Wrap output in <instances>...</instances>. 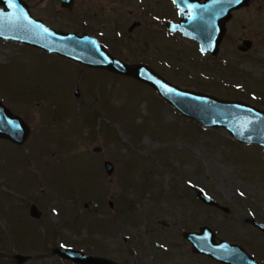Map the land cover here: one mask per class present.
I'll list each match as a JSON object with an SVG mask.
<instances>
[{
	"label": "rangeland",
	"instance_id": "1",
	"mask_svg": "<svg viewBox=\"0 0 264 264\" xmlns=\"http://www.w3.org/2000/svg\"><path fill=\"white\" fill-rule=\"evenodd\" d=\"M25 1L44 24L85 32L126 63L264 111V0L233 12L214 58L165 29L178 20L171 0H75L68 11ZM0 103L30 129L23 145L0 138V264H79L59 247L118 264H220L183 237L204 226L264 264L252 225L264 223L259 146L200 127L130 77L2 40Z\"/></svg>",
	"mask_w": 264,
	"mask_h": 264
},
{
	"label": "water",
	"instance_id": "2",
	"mask_svg": "<svg viewBox=\"0 0 264 264\" xmlns=\"http://www.w3.org/2000/svg\"><path fill=\"white\" fill-rule=\"evenodd\" d=\"M171 1L178 10L179 20L176 23L167 22L166 29L196 42L201 54L216 56L231 12L248 5L250 0ZM59 2L63 8L73 4V0ZM0 40L54 54L80 66L130 77L153 89L179 115L200 127L224 129L232 140L257 145L264 151V111L240 100H224L181 88L146 64L126 63L87 33L78 35L45 25L32 16L28 4L22 0H0ZM245 43L250 47V42ZM29 132L25 122L0 103V138L22 145ZM103 167L108 175L113 172L110 161H104ZM198 199L207 205L214 203L201 192ZM30 215H37L35 207H32ZM252 225L264 233V223L253 220ZM183 237L191 245L193 253L220 264H260L239 245L216 241L214 232L206 226L201 227L199 232H184ZM56 252L60 257L79 264H118L66 247H59Z\"/></svg>",
	"mask_w": 264,
	"mask_h": 264
},
{
	"label": "flooded vegetation",
	"instance_id": "3",
	"mask_svg": "<svg viewBox=\"0 0 264 264\" xmlns=\"http://www.w3.org/2000/svg\"><path fill=\"white\" fill-rule=\"evenodd\" d=\"M55 1L58 3L59 7H60L62 10H67V11H68V10H72V9H73L72 7H74V5H75V4H74L75 0H73V4H72V6H70V7H68V8H63L62 5H61V3L59 2V0H55ZM200 1L202 2V1H204V0H200ZM24 2H26V1L24 0ZM26 3H27V2H26ZM27 4H28V3H27ZM28 7H29V6H28ZM29 10H30V8H29ZM30 12H31V11H30ZM233 12H236V11H233ZM233 12H232V14H233ZM232 14H231V16H232ZM230 19H231V18H230ZM230 19H229V20H230ZM229 20H228V21H229ZM228 21L226 22V24L228 23ZM226 24H225V25H226ZM164 27H165V25H164ZM81 33H84V32H81ZM223 39H224V37H223ZM223 39H222V41H221L220 44H222ZM245 42H250V41H247V40L243 41V45H246V46H245V47L242 46V47H239V48H238L239 52L242 53V54H243V52H245V51L247 50L246 47H248L247 43H245ZM250 44H251V42H250ZM250 46H251V45H250ZM245 48H246V50H243V49H245ZM248 48H249V47H248ZM208 55L211 56L210 54H205V55H203V56L205 57V56H208ZM211 57L214 58V56H211Z\"/></svg>",
	"mask_w": 264,
	"mask_h": 264
}]
</instances>
